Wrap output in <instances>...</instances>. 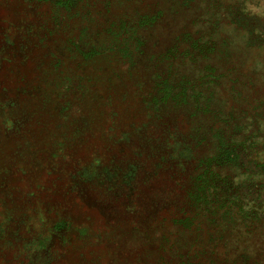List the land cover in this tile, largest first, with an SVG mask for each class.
Returning a JSON list of instances; mask_svg holds the SVG:
<instances>
[{"label": "rangeland", "instance_id": "rangeland-1", "mask_svg": "<svg viewBox=\"0 0 264 264\" xmlns=\"http://www.w3.org/2000/svg\"><path fill=\"white\" fill-rule=\"evenodd\" d=\"M65 7L0 0V264H264V0Z\"/></svg>", "mask_w": 264, "mask_h": 264}, {"label": "trees", "instance_id": "trees-1", "mask_svg": "<svg viewBox=\"0 0 264 264\" xmlns=\"http://www.w3.org/2000/svg\"><path fill=\"white\" fill-rule=\"evenodd\" d=\"M39 2H42V3H46V4H48V6L51 8V15H50V17L52 18V19H54V21L55 22H57L58 20V16H57V13H59L60 11L62 12V13H65L67 10H65L66 9V7H65V0H39ZM55 11H56V14H55ZM129 38V37H128ZM123 41L121 42V40H120V42H115L116 44H114L113 45V47H112V50H115V51H117L116 50V47H117V45H118V43L120 44V46H122L121 48H120V50H121V52L122 53H124V51H125V48H128L127 46H128V44H130V41L129 40H127V37L126 38H123L122 39ZM124 43H126V46H125V44ZM110 49H102V50H99L98 48L95 50H92L91 52H88V54H86V55H89V53H98V54H104V53H109V52H111V50L109 51ZM119 50V49H118ZM125 60H127V59H125ZM124 61V60H123ZM108 135V138L105 140V141H108L109 142V144H111V145H113V144H116L115 142L116 141H118V137H115V135L114 134H107ZM127 134H121V138L122 137H124V136H126ZM119 137V138H120ZM213 137L216 139V142H218L219 143V145H218V152H220L219 153V157H223V158H225L226 160L227 159H230L231 158V156H232V154L229 152L230 151V149H229V147H227V145L226 144H223V141L224 140H226V138L224 139V135L223 134H213ZM61 143H57L56 144V147H55V151L54 152H56V153H60V152H63V147H61V145H60ZM99 158L95 155L93 158H92V160L88 163V165H89V167L90 166H92L94 169H96L97 167H99V165H101V161L100 160H98ZM216 161H218V159L216 160ZM208 162H209V164L206 162V160L205 161H201V160H199V162L197 163V165H196V169L197 170H201L200 168L201 167H203V164H205L204 165V168H203V170L200 172V173H196L195 174V177H193L194 179V182H196V183H198V182H202V181H204V178H206L207 177V175H205L206 173H205V171H206V169L208 168L209 169V166L211 165V161H209L208 160ZM203 163V164H202ZM218 163V162H217ZM209 165V166H208ZM208 169H207V171H208ZM194 185H195V183H193ZM193 190V189H192ZM188 195V194H187ZM72 223V220H71V218L70 217H66V220L65 219H60V220H58L56 223H55V225L53 226L55 229H61L62 227L63 228H66L65 226H67V225H69V224H71ZM41 242H42V240L41 239H39V242H38V245H41Z\"/></svg>", "mask_w": 264, "mask_h": 264}]
</instances>
